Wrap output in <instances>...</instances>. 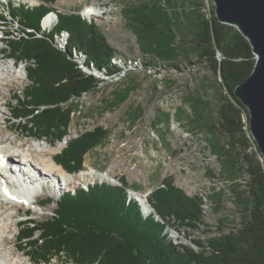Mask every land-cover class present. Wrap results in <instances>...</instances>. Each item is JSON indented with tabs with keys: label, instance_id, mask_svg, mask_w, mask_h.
Here are the masks:
<instances>
[{
	"label": "trees",
	"instance_id": "trees-1",
	"mask_svg": "<svg viewBox=\"0 0 264 264\" xmlns=\"http://www.w3.org/2000/svg\"><path fill=\"white\" fill-rule=\"evenodd\" d=\"M52 5L53 0H43L33 7L17 6L13 1L9 5L22 33L8 32L7 45L18 61L29 63L28 83L14 95L17 105L12 115L28 130L55 132L68 128L78 107L77 98L97 89V79L86 74L74 55H83L88 67L109 74L120 71L111 62L116 49L94 21L77 12H57L58 22L43 29V19L56 12ZM163 7L150 5L134 13L133 26L146 42L156 46H149V50L158 58L152 57L144 64L178 66L172 62L183 54H194L220 76L226 94L217 116L210 121V149L225 172L237 176L241 161L239 170L247 174V195L238 193L239 227L209 241L203 251L188 246L180 250L168 234L167 223L157 216L202 219V210L194 199L165 183L149 197L156 212L144 215L139 202L128 198L124 182L114 185L99 181L62 192L51 215L40 221L28 216L22 223L19 250L26 249L34 264H49L62 257L72 264H264V159L250 133L248 109L234 93L254 70L253 48L235 26L219 20L215 9L209 15L193 11L197 17L188 22V11L183 12L184 19L178 14L172 18ZM158 21L163 29L154 27ZM63 32L69 38L61 48L57 41ZM50 131L41 138H50ZM105 135L100 126L69 140L54 160L70 173L83 171L85 154ZM64 136H55L51 141H63ZM53 202L47 197L41 205Z\"/></svg>",
	"mask_w": 264,
	"mask_h": 264
},
{
	"label": "rangeland",
	"instance_id": "rangeland-1",
	"mask_svg": "<svg viewBox=\"0 0 264 264\" xmlns=\"http://www.w3.org/2000/svg\"><path fill=\"white\" fill-rule=\"evenodd\" d=\"M10 1L17 6L33 7L43 0H0V15L5 16L0 18V56L7 53L4 59L14 62L22 73L20 78L11 79L0 89V105L5 112L4 115L0 113V128H4L3 133L18 136L14 151L26 144L45 142L55 149V157L69 140L101 126L106 135L98 146L85 154L81 168L93 174L108 173L114 180L90 176L66 184L60 178V183L46 181L47 187L37 191L41 200L51 197L54 200L51 204L32 203V198L21 206L6 202V215L17 212L9 221L12 229L9 246L22 245V223L29 219L28 216L40 221L56 209V201L62 192L86 188L89 183L99 181L114 185L124 182L127 195L142 202L145 215L156 212L149 197L157 188L165 187V183L194 199L202 210V219L184 220L174 215H167L165 219L160 217L162 223H167L168 234L180 250L188 246L203 251L209 241L235 231L241 219L238 193L247 195V174L239 170L241 161H238L237 176L224 171L221 160L210 149L208 133L210 121L217 116L226 94L221 78L194 54H183L172 62L178 66L162 62L157 66L145 65L152 57L158 58L153 50H149V46L152 49L156 46L146 42L143 34L133 26L134 13L150 5L164 6L172 18L178 14L184 19L182 14L188 11L187 20L191 22L197 17L193 11L200 10L209 15L212 9H216L214 0H53L54 20L48 27L42 22L43 29H50L58 22L57 12L81 14L86 20L94 21L116 49L111 62L120 68L118 73L109 74L85 65L83 55H74V60L86 74L95 77L99 83L97 89L77 98L80 100L69 127L55 132L28 130L12 115L17 105L14 95L21 93L28 83L29 63L18 61L7 45L8 32L22 33L17 19L9 12ZM91 6L99 13L88 15L86 11ZM154 27L163 29L159 21ZM172 33L176 35L175 31ZM64 34L67 39L61 35L65 40L58 42L61 48L69 38V34ZM4 116L8 117L6 121ZM244 117L247 121V116ZM8 125L13 126L7 128ZM49 131L50 138H41ZM63 134V141H51ZM26 252V249L17 247V255L21 254L23 262L34 264ZM0 264L6 262L0 259ZM49 264L72 263L62 257Z\"/></svg>",
	"mask_w": 264,
	"mask_h": 264
},
{
	"label": "bare ground",
	"instance_id": "bare-ground-1",
	"mask_svg": "<svg viewBox=\"0 0 264 264\" xmlns=\"http://www.w3.org/2000/svg\"><path fill=\"white\" fill-rule=\"evenodd\" d=\"M52 13L55 14V12H51L50 15L44 18L43 24L46 27L50 26L54 20ZM86 13L88 15H94L99 12L95 7L91 6L88 7ZM61 35L67 39L64 32ZM61 35L58 38L61 41L57 42L65 40ZM6 55L7 53L0 56V89L2 85L7 84L11 79L20 78L22 75L16 69L17 66L14 62L4 59ZM0 113L2 115L5 114L1 105ZM7 118L4 116L5 121ZM11 126L13 125H8L7 128ZM2 129L4 128H0V133L2 134L0 136V259L4 260L6 264H13L23 262L24 258L21 257V254L17 255V247L19 248V244L15 243V246H9L12 230L9 221L17 212H11L6 215L5 211L7 208L4 206L6 202L21 206L30 201V198L33 199L32 203L42 201L36 196L38 189L36 183L42 184L44 182L47 186L46 181L60 183V178L64 179L66 184H70L77 179H86L90 176H101L111 181L114 180V177L108 173L102 174L96 172L93 174L85 170L78 173H69L60 164L56 163L53 157L55 149L45 142L26 144L20 147L18 151H14L13 148L17 145L18 136L3 133ZM11 163L15 165L11 167ZM13 177L15 179H11ZM131 198L132 196L129 195V199ZM142 209L145 208L142 206ZM158 219L160 218L158 217ZM17 224L19 223L17 222ZM23 263L25 264V262Z\"/></svg>",
	"mask_w": 264,
	"mask_h": 264
},
{
	"label": "water",
	"instance_id": "water-1",
	"mask_svg": "<svg viewBox=\"0 0 264 264\" xmlns=\"http://www.w3.org/2000/svg\"><path fill=\"white\" fill-rule=\"evenodd\" d=\"M223 23L235 26L250 42L256 56L251 75L234 93L248 109L252 138L264 159V0H214Z\"/></svg>",
	"mask_w": 264,
	"mask_h": 264
}]
</instances>
